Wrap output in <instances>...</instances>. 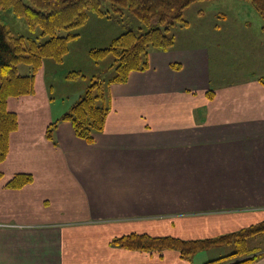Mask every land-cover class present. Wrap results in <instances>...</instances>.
Instances as JSON below:
<instances>
[{
    "label": "crops",
    "instance_id": "crops-1",
    "mask_svg": "<svg viewBox=\"0 0 264 264\" xmlns=\"http://www.w3.org/2000/svg\"><path fill=\"white\" fill-rule=\"evenodd\" d=\"M147 57L145 70L109 85L110 110L91 142L66 120L46 137L67 104L49 103L43 87L8 99L18 127L0 163V264H189L175 250L111 240L215 236L259 218L264 80L214 77L203 46L175 42ZM19 173L32 180L6 187ZM247 264H264V252Z\"/></svg>",
    "mask_w": 264,
    "mask_h": 264
},
{
    "label": "trees",
    "instance_id": "trees-1",
    "mask_svg": "<svg viewBox=\"0 0 264 264\" xmlns=\"http://www.w3.org/2000/svg\"><path fill=\"white\" fill-rule=\"evenodd\" d=\"M196 1L199 0H0V8L13 7L14 14L22 17L29 28L40 30L35 36L13 35L5 24L0 23V163L8 153L9 134L18 127L17 113L7 107L8 97L33 91L35 72L42 61L48 57L61 60L68 52L70 41L78 36L74 30L87 19L89 11L121 23L122 18L132 15L140 25L136 29L126 26L108 46L89 50L94 60L109 53L115 56L116 74L106 81L103 78L91 80L85 93L47 127V138L52 137V130L59 121L67 120L78 136L91 142L92 133L103 129L110 110L108 105L96 103L106 97L104 83L124 82L131 70H145L149 50L170 49L175 42L170 29L177 24L188 25L184 11ZM246 1L261 16V29L264 30V0ZM21 62L32 67L30 74L19 73L17 64ZM207 94L212 96L211 91ZM2 176L0 172V178ZM31 180L30 174L19 173L13 175L5 186L20 188ZM261 232H264V219L215 236L181 238L170 234L131 232L113 237L111 242L119 248L144 252L175 250L182 259L213 246L232 245L233 251L222 257H245L231 264H247L258 255H248L246 243ZM222 257L205 264L219 262Z\"/></svg>",
    "mask_w": 264,
    "mask_h": 264
},
{
    "label": "rangeland",
    "instance_id": "rangeland-1",
    "mask_svg": "<svg viewBox=\"0 0 264 264\" xmlns=\"http://www.w3.org/2000/svg\"><path fill=\"white\" fill-rule=\"evenodd\" d=\"M14 13L11 6L0 8V23L5 24L13 35H39L38 28H29L24 19ZM183 16L189 22L188 25L177 24L170 29V34L179 45L208 48L214 77H218V72L223 71L225 79L229 80L249 77L250 74L258 75L260 77L257 78L264 80L262 18L251 3L246 0H199L185 9ZM122 21L123 23L107 16H97L89 11L87 19L74 30L78 36L70 41L68 52L60 61L49 57L43 60L35 72L33 91L17 97L34 95L35 91H40L43 87L49 103L61 109L67 104L63 112L68 110L85 93L91 80L103 78L106 81L116 74L115 56L109 53L99 60H94L90 57L89 50L108 46L112 38L125 30L126 26L136 29L140 25L132 15L125 16ZM17 68L23 75L32 72V67L24 62L18 63ZM112 83L119 82L104 83L106 97L103 98L104 101L96 100L97 104L110 107L108 87ZM13 97L15 96L8 99ZM261 211L264 210L256 211L259 218L255 217L254 222L264 219V213ZM238 228L240 227L236 229ZM227 232L229 231L223 233ZM118 236L120 235L114 237ZM246 244L248 255L263 254L264 232L252 236ZM233 249L232 245L213 246L193 253L185 260L189 264H205L231 253ZM232 258L222 257L219 262L210 264H231L234 260L245 257Z\"/></svg>",
    "mask_w": 264,
    "mask_h": 264
}]
</instances>
